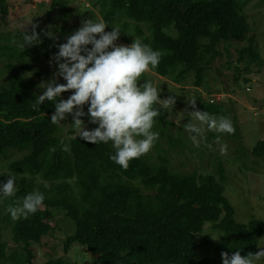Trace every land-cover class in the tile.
Instances as JSON below:
<instances>
[{"label": "trees", "instance_id": "1", "mask_svg": "<svg viewBox=\"0 0 264 264\" xmlns=\"http://www.w3.org/2000/svg\"><path fill=\"white\" fill-rule=\"evenodd\" d=\"M89 1L98 7L107 28L124 21L122 27L127 30L133 24L134 35L161 53L151 72L174 84L193 75L194 87L199 88L206 70L221 55L217 50L220 44L245 42L235 50L236 64H262L254 35L246 37L245 0ZM0 15H7L5 0H0ZM6 49L16 57L24 54ZM4 54L0 49V56ZM8 69L11 76L0 90V155L7 150L24 153L9 167L19 176L15 196L0 200V218L11 224L13 242L22 245L24 253L8 256L14 264H31V245L40 244L49 233L55 209L63 211L73 225L72 234L63 242L64 254L77 244L90 252L97 264H222V252L229 256L236 251L242 256L255 254L258 238H264V222L235 221L233 207L223 194L226 176L219 161L214 174L174 172L169 169L167 152L161 149L156 162L139 157L124 170L110 159L115 154L112 142L91 144L80 136L73 138L69 130L63 143L59 124L50 121L55 101L34 108L39 95L24 79L21 68ZM234 69L237 81L239 69ZM69 92L61 93L56 102ZM88 107L82 108L84 130L91 131L98 124L90 122ZM223 108L218 101L199 98L197 110L219 117L226 114ZM159 130L160 134L163 129ZM168 145L181 147V137L169 138ZM65 146L69 151L63 150ZM252 154L264 156L262 141H257ZM4 179L0 175V187ZM34 191L44 195L43 205L27 219L12 220L6 208ZM207 225L223 237L212 255L196 260L195 238ZM5 248L0 240V262L6 258ZM44 264L66 263L56 259Z\"/></svg>", "mask_w": 264, "mask_h": 264}, {"label": "rangeland", "instance_id": "2", "mask_svg": "<svg viewBox=\"0 0 264 264\" xmlns=\"http://www.w3.org/2000/svg\"><path fill=\"white\" fill-rule=\"evenodd\" d=\"M5 1L7 15H0V49L5 52L0 56V90L7 86L6 83L11 76L8 67H14L21 68L24 79L38 95H42L46 90L42 84L52 80L54 74L59 71L54 59L58 54L59 45L66 43L67 38L74 34L84 21L90 19L98 21L101 18L98 7H93L89 0ZM245 1L242 12L249 26L246 37L251 34L255 37L262 63L260 66L236 64L235 50L246 43L230 42L228 45L218 46L217 50L221 55L206 70L199 88L194 87L193 75H188L179 85L152 72L143 74L138 81V86L146 81L152 82L160 89L159 98L162 100L169 96L175 99L172 109H163L160 105L154 106L163 115L161 120L156 121L157 125L154 124L155 130L152 131L158 132L159 128L163 130L151 150L141 158L147 162H156L157 153L163 149L167 152L169 169L198 175L214 174L215 162L219 161L226 176L223 194L233 207L234 219L238 223H247L251 219L264 222V156L256 157L252 154L257 141L264 143V0ZM123 22L105 28L106 33L111 32L112 27L120 29L119 37L114 42L116 46H130L132 43L130 41L140 40L132 31L133 24L125 30L122 27ZM33 26L40 42L25 45L23 49L19 46L23 43V35L24 33L31 35ZM144 35H147L146 30ZM124 40L128 43H124ZM86 47L91 49L92 45ZM6 48L24 54L16 57ZM224 48L228 50L225 51ZM235 67L239 69L237 81L234 80ZM243 79H248V83H244ZM55 81L65 80L56 75ZM73 94L71 91L61 100H67ZM199 98L203 101L214 100L222 103L226 111L224 117L231 120L235 133L221 134L206 129L204 139L199 147H195L190 139L191 134L184 128L189 121L195 122L190 113L198 111ZM193 100H195V108L190 104ZM81 119L85 128V119L84 117ZM72 122V115L66 114L65 120L59 123V137L63 143L67 142L69 130L72 131V136L78 135ZM178 136L182 139V146L170 148L168 139H176ZM217 136H220V144L215 142ZM221 145L227 146L225 152L221 151ZM23 154L15 150H7L0 155V175L5 177L4 183L12 176L16 186L19 176L9 167ZM3 197L0 193V200ZM2 207L3 204H0L1 210ZM49 222L51 227L49 233L41 238L40 244L31 245V264H44L56 259H62L66 264H97L94 256L77 244H73L64 254L63 242L72 234L73 225L64 216L63 211L55 209ZM222 237V233L207 225L195 238L198 247L196 260L212 255ZM0 240L6 244V258L0 264H14L8 256L13 252L24 254L22 245L13 242L11 224L2 221L1 218ZM261 248H264L263 237L258 238L255 253ZM257 264H264V258L257 261Z\"/></svg>", "mask_w": 264, "mask_h": 264}, {"label": "clouds", "instance_id": "3", "mask_svg": "<svg viewBox=\"0 0 264 264\" xmlns=\"http://www.w3.org/2000/svg\"><path fill=\"white\" fill-rule=\"evenodd\" d=\"M107 26L102 18L98 21H84L67 38L66 43L59 45L58 54L54 58L59 71L52 80L42 84L46 90L39 95L33 107L40 106L44 101H55V113L50 120L52 124L65 120L66 114L72 115L77 136L95 145L112 142L115 154L110 159L126 170L131 160L147 154L159 138V133L152 129L156 123L155 118L161 112L154 106L172 109L175 99L172 96L160 99V89L150 81L138 86L143 74L158 66L161 53L138 39L133 40L130 46H116L114 42L121 31L118 27H112V31L106 33ZM38 42L40 41L33 26L32 34L24 33L23 43L19 46L24 49L25 45ZM88 45H92L91 49L86 47ZM61 60L64 62L60 63ZM56 75L62 77L66 84L56 83ZM70 90L73 95L67 100L56 102L61 93ZM85 104L89 105L87 115L90 122L98 124L91 131L84 130L81 119L85 115L82 110ZM190 104L195 108V100ZM190 114L195 122L189 121L184 130L191 134L190 139L195 147H199L204 139L206 129L221 134L235 133V128L227 117H217L206 111H193ZM73 138L76 139V136ZM215 142L220 144V136L216 137ZM63 150L69 151L68 146ZM226 150L227 146L221 145V151ZM16 191L12 176L0 187V193L5 198L14 197ZM44 199L41 192L34 191L22 200L15 201L14 205H9L5 211L14 221L27 219L43 205ZM221 258L222 264H257V261L264 258V248L245 256L240 251L233 252L231 256L222 252Z\"/></svg>", "mask_w": 264, "mask_h": 264}, {"label": "built area", "instance_id": "4", "mask_svg": "<svg viewBox=\"0 0 264 264\" xmlns=\"http://www.w3.org/2000/svg\"><path fill=\"white\" fill-rule=\"evenodd\" d=\"M211 102H215L214 100H210Z\"/></svg>", "mask_w": 264, "mask_h": 264}, {"label": "bare ground", "instance_id": "5", "mask_svg": "<svg viewBox=\"0 0 264 264\" xmlns=\"http://www.w3.org/2000/svg\"><path fill=\"white\" fill-rule=\"evenodd\" d=\"M210 101V100H209Z\"/></svg>", "mask_w": 264, "mask_h": 264}]
</instances>
